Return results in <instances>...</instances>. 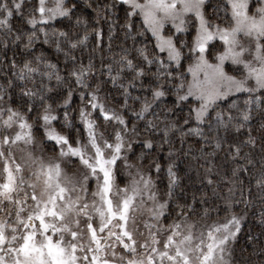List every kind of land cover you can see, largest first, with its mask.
Masks as SVG:
<instances>
[{
    "label": "snow or ice",
    "instance_id": "1",
    "mask_svg": "<svg viewBox=\"0 0 264 264\" xmlns=\"http://www.w3.org/2000/svg\"><path fill=\"white\" fill-rule=\"evenodd\" d=\"M0 264H264V0H0Z\"/></svg>",
    "mask_w": 264,
    "mask_h": 264
},
{
    "label": "trees",
    "instance_id": "2",
    "mask_svg": "<svg viewBox=\"0 0 264 264\" xmlns=\"http://www.w3.org/2000/svg\"><path fill=\"white\" fill-rule=\"evenodd\" d=\"M13 22L14 24L21 23L19 17H16ZM161 160L163 161V154H161ZM185 167L186 165L181 164V170H183ZM193 179H195L194 174H193ZM195 186L200 187L198 181ZM260 231H261V228L259 226L258 216L254 217L251 214H249L248 218L243 224L242 232L239 236V244L237 247L239 248L240 246H244L246 244L249 233H251L252 235H259Z\"/></svg>",
    "mask_w": 264,
    "mask_h": 264
}]
</instances>
